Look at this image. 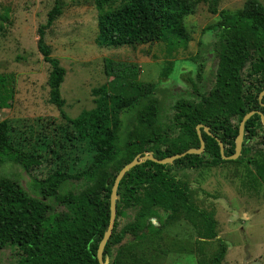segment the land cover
<instances>
[{
	"label": "trees",
	"instance_id": "16d2710c",
	"mask_svg": "<svg viewBox=\"0 0 264 264\" xmlns=\"http://www.w3.org/2000/svg\"><path fill=\"white\" fill-rule=\"evenodd\" d=\"M97 10L98 47L117 48L166 42L186 43L188 33L184 16L200 2H208V11L218 21L208 27L214 31L213 54L217 58L213 88L199 102L177 100L168 129L177 130L170 139L160 134L162 104L157 98L158 87L138 80L136 64L104 59V73L121 81L128 93H111L107 86L94 88L95 107L82 111L76 118L66 116L62 107L60 85L65 69L51 56L44 41V31L62 12V0H54L45 25L37 29V48L43 61L49 64V102L69 122L77 136L87 140L94 154L89 165L69 174L56 169L35 182L41 199L29 196L20 186L0 180V251L14 246L20 251L18 264H98L96 251L108 225L109 197L115 176L136 155L150 153L157 159L198 149L196 126L201 124L224 145V153L234 152L238 126L250 111L264 117V6L258 0H245L237 10L217 9L220 0H91ZM171 68L163 70L167 76ZM16 76L0 73V109H8L15 96ZM263 130L261 135L258 131ZM205 143L201 155H186L172 164L159 165L146 161L128 171L120 181L116 202V218L103 256L109 264H141L136 256L122 258L120 245L126 236L140 242L159 233L150 221L161 226L168 221L185 220L195 229L199 239L217 237V222L212 212L199 209L190 197L189 186L177 179L171 170L215 167L223 162L214 137L201 129ZM253 138L264 145V125L254 114L245 124L241 153ZM160 143H163L161 145ZM40 156L28 153L10 140V127L0 122V163L8 162L25 171L41 165ZM238 159V158H237ZM75 183L69 184L68 183ZM83 185L77 192V185ZM53 199L65 211L48 217ZM135 209L134 219L121 229L119 219L125 210ZM157 209L165 214L160 216ZM116 249L114 255V247ZM227 246L219 239L218 247L208 260L221 264ZM138 258V259H137Z\"/></svg>",
	"mask_w": 264,
	"mask_h": 264
},
{
	"label": "rangeland",
	"instance_id": "374dc122",
	"mask_svg": "<svg viewBox=\"0 0 264 264\" xmlns=\"http://www.w3.org/2000/svg\"><path fill=\"white\" fill-rule=\"evenodd\" d=\"M264 6V0H258ZM245 0H220L217 9L237 10ZM113 7L119 4L115 0ZM54 0H0V73L16 76L15 96L8 109H0V122L10 127V140L18 148L40 156L41 165L25 171L7 160L0 163V180L20 186L29 196L41 199L37 181L60 169L74 174L85 169L94 151L87 140L77 136L73 126L61 117L49 102L47 79L51 70L37 48V29L45 25ZM218 17L208 11V2L196 4L183 22L188 33L186 43L166 42L117 48L98 47L97 10L91 0H62V12L44 31V41L65 69L60 85L62 110L76 118L95 107L92 89L107 86L111 93H128L121 81L104 73V59L136 64L138 80L158 87L162 104L160 134L174 138L177 130L168 129L177 100L199 102L213 88L217 58L213 54L214 25ZM171 68L167 76L163 70ZM263 130L258 131L259 135ZM253 138L235 161L215 167L171 170L189 186L191 201L201 210L212 212L217 222V237L199 239L185 221H150L159 233L133 241L126 236L119 250L125 260L137 256L141 264H209L218 240L227 250L221 264H264V145ZM163 145V143H160ZM74 184L75 183H68ZM83 185H77L82 192ZM49 218L65 211L53 199ZM160 216L164 212L157 209ZM135 209H126L119 219L121 229L134 219ZM114 247V255L119 246ZM20 251L7 246L0 251V264H18Z\"/></svg>",
	"mask_w": 264,
	"mask_h": 264
},
{
	"label": "water",
	"instance_id": "95a60500",
	"mask_svg": "<svg viewBox=\"0 0 264 264\" xmlns=\"http://www.w3.org/2000/svg\"><path fill=\"white\" fill-rule=\"evenodd\" d=\"M264 96V90L259 93L258 99L260 100ZM258 114L260 116L261 122L264 125V117L259 111H250L246 113L243 118L241 119L239 126H238V133L235 139V146H234V152L230 156H226L224 153V145L222 142L211 135V133L208 131V127L204 125H197L196 126V133L198 136L199 140V148L198 149H189L186 150L185 152H182L180 154H174L169 157H165L163 159H157L153 157L150 153H144V154H138L136 155L129 163L125 164L120 171L117 173L115 176V179L113 181V185L111 187V192H110V197H109V219H108V225L107 228L104 232V235L102 239L99 242V245L97 247L96 251V258L98 261V264H109V258L106 256H103L104 248L105 245L107 244L113 227H114V222L116 218V202L119 199V196L117 194L118 187L120 184V181L124 177V175L130 171L132 168L146 162V161H151L159 165H167V164H172L175 160H178L186 155L194 154V155H201L204 152L205 149V143L201 135V129L204 130L205 133L208 135L212 136L215 138L218 146H219V152L222 160L224 161H235L240 155H241V150H242V142H243V136H244V128L246 122L254 115Z\"/></svg>",
	"mask_w": 264,
	"mask_h": 264
}]
</instances>
